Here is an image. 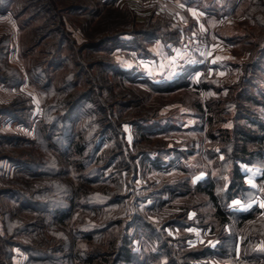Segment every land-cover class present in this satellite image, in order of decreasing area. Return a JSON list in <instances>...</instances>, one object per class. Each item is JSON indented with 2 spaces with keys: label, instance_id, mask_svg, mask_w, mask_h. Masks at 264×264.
<instances>
[{
  "label": "trees",
  "instance_id": "obj_1",
  "mask_svg": "<svg viewBox=\"0 0 264 264\" xmlns=\"http://www.w3.org/2000/svg\"><path fill=\"white\" fill-rule=\"evenodd\" d=\"M120 5L119 0H0V13L10 12L20 18L34 8L38 18H42V23L31 29L32 41L27 50L38 47L45 40L54 42L47 43L48 48L44 50L47 58H33L28 68L30 80L47 95L38 105L34 138L0 135V139L13 146L21 141H31L30 148L38 149L33 155L32 151H20L16 157L15 153L12 156L0 148V160H7L15 168L13 176L3 183L5 187L0 189V196L14 198L15 208L30 214L23 217L4 210L0 204L4 221L3 234H0V264H13L14 247L27 255L28 264L137 263L131 249V229L140 205L145 206L151 195L143 187L134 188L138 172L135 160L145 153L137 146L141 136L133 144L134 153L122 126L132 122L138 130H143L148 118L135 111L133 89L115 90L116 86H126L125 81L134 79L112 59L111 50L117 47L115 43L123 42L140 56H150L148 46L157 40L177 45L179 30L169 27L172 17L160 10L158 2H154L152 11L142 21L137 20L131 5ZM157 8L166 15H159ZM70 14L81 16L77 25V21L69 19ZM241 17L253 21L259 31L240 35L247 46V56L236 63L240 73L235 81L228 82V93L222 100L235 112L232 130L226 131L223 139L231 163L230 180L221 198L213 182L194 186V190L207 194L215 208V216L222 224L228 223L230 215L244 221L254 218L252 212L226 211L222 203L246 190L240 163L264 164V120L252 113L247 105L264 107V91L253 92L264 71V0H249ZM69 25L77 28L82 42L78 43L71 36ZM9 38L8 35L0 37V83L16 87L24 83L25 78L21 71L6 62ZM64 49L70 53L65 62L71 58L72 70L54 81L51 68H66L64 62H55ZM204 67V62L185 64L171 80L147 79L146 83L163 94L190 87L205 89L208 88L205 81L198 84L191 79L192 74L198 70L203 72ZM78 84L81 87H76ZM35 107L32 94L21 93L10 103L0 105V116L28 126L29 111ZM197 107L203 111L201 103ZM241 119L247 122L246 125H237ZM163 160L160 156L152 162L160 167ZM68 163L77 172L76 176L68 177ZM78 169L85 173H78ZM180 188L189 189V186L183 182L181 186L169 185L165 190L178 193ZM154 202L152 210L156 204L162 205L165 201ZM79 206L97 212L93 217L78 213ZM146 207L148 209V205ZM71 219L74 220L67 228ZM35 231L37 235H34ZM260 254L264 256V252ZM191 257L197 256L192 253Z\"/></svg>",
  "mask_w": 264,
  "mask_h": 264
},
{
  "label": "rangeland",
  "instance_id": "obj_2",
  "mask_svg": "<svg viewBox=\"0 0 264 264\" xmlns=\"http://www.w3.org/2000/svg\"><path fill=\"white\" fill-rule=\"evenodd\" d=\"M154 2H158L160 10H165L172 17L169 27L179 30V43L173 48L179 52L178 56L184 57L182 62L197 61L199 58L194 53L203 55L206 52V55L215 54L210 63L216 66L211 68L207 66L212 64L204 63L203 72H195L191 76L193 83L205 81L208 88L190 87L163 94L146 83L147 79L158 81L148 73L153 69L148 67L146 59H155L151 52L150 56H140L132 46L123 42L115 43L117 47L111 50L112 59L134 79V82L125 81L126 86H116L115 90L133 89L135 111L148 118V122L142 126L143 130H138L132 122L122 126L125 139L134 153L136 149L133 144L141 136L137 146L145 153L135 160L138 172L134 188L143 187L151 195L145 206L140 205L139 215L134 218L135 224L131 229V249L137 257L136 264H264V256L260 254L264 252V164L240 163L246 190L231 201L222 203L229 212H252V220L244 221L241 217L228 215L230 220L222 224L215 216V208L207 194L194 190L196 184L207 185L210 181L215 184L216 193L221 198L230 180L231 163L223 139L225 132L232 130L235 112L222 100L228 93V82L235 81L240 73L236 63L239 64L247 56V46L240 35L259 31L253 21L241 17L249 0H119L120 6L127 4L135 9L139 21L150 14ZM159 11V15H166ZM38 17L34 8L27 10L20 18L10 12L0 13V37H10L6 62L21 71L25 78L24 83L16 87L0 83V105L10 103L21 93H27L32 94L37 106L29 111L28 126L0 116V135H20L27 140L35 136L38 105L47 95L30 80L28 68L33 58H47L44 56L47 43H54L45 40L38 47L27 50L32 41L31 29L42 23V18ZM69 19L77 21V25L82 18L70 14ZM68 29L78 43L83 41L77 28L69 25ZM68 55L70 57L69 51L64 49L56 58L55 62H64L66 68H51L54 81L72 70L71 58L65 62ZM156 71L159 73V69ZM76 87L81 86L78 84ZM259 89L264 91V71L259 75V84L253 88V92ZM200 103L203 111L197 107ZM247 105L252 113L264 120V107ZM114 110L118 111L117 108ZM236 123L243 126L247 122L241 119ZM0 140L1 150L12 156L15 153L17 157L20 151H32L31 154H34L38 150L37 147L36 150L30 148L31 141H21L13 146V143ZM160 156L164 160L160 167H156L152 161ZM14 169L7 160H0V189L5 187L3 183L6 179L13 176ZM78 173L83 174L85 170ZM76 175L77 172L70 166L68 177ZM183 182L189 189L180 188L178 193L165 190L169 185L181 186ZM155 200L165 202L162 205L157 202L152 210ZM0 204L4 210L14 214L23 217L30 215L15 208L14 198L0 196ZM77 212L93 217L97 211L79 206ZM171 219L178 221L177 224H173ZM73 220L66 224L67 228H70ZM3 227L0 213V234H3ZM33 233L37 235V231ZM82 245L85 248V244ZM12 252L13 264H28V257L22 250L14 247ZM192 253L197 257L192 258Z\"/></svg>",
  "mask_w": 264,
  "mask_h": 264
},
{
  "label": "crops",
  "instance_id": "obj_3",
  "mask_svg": "<svg viewBox=\"0 0 264 264\" xmlns=\"http://www.w3.org/2000/svg\"><path fill=\"white\" fill-rule=\"evenodd\" d=\"M173 47L175 46L171 43H163L160 40H157L156 42L148 46L152 57H155V59H152L151 57L146 59L148 67L150 69H153V71L151 70L148 73L151 76H154L158 81L171 80L175 78L181 72L182 67L185 64H199L204 62L208 65L215 58V54L206 55L207 53L203 52V56L201 55V53H194V55L198 56L197 58H199V60L182 62L184 57H181V55L178 56L179 52L176 51V49ZM169 49H171V51H169ZM211 66L215 67L216 65L212 64ZM157 69H159V73L156 71ZM197 72L200 73L201 70H198Z\"/></svg>",
  "mask_w": 264,
  "mask_h": 264
}]
</instances>
